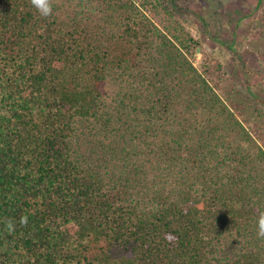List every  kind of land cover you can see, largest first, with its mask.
I'll list each match as a JSON object with an SVG mask.
<instances>
[{
    "label": "trees",
    "instance_id": "trees-1",
    "mask_svg": "<svg viewBox=\"0 0 264 264\" xmlns=\"http://www.w3.org/2000/svg\"><path fill=\"white\" fill-rule=\"evenodd\" d=\"M61 1L0 0V264H264V150L177 0Z\"/></svg>",
    "mask_w": 264,
    "mask_h": 264
},
{
    "label": "rangeland",
    "instance_id": "rangeland-1",
    "mask_svg": "<svg viewBox=\"0 0 264 264\" xmlns=\"http://www.w3.org/2000/svg\"><path fill=\"white\" fill-rule=\"evenodd\" d=\"M131 1L152 19L156 11L181 22L183 32L201 41L191 57L194 67L264 150V0H177L174 21L161 0Z\"/></svg>",
    "mask_w": 264,
    "mask_h": 264
},
{
    "label": "clouds",
    "instance_id": "clouds-1",
    "mask_svg": "<svg viewBox=\"0 0 264 264\" xmlns=\"http://www.w3.org/2000/svg\"><path fill=\"white\" fill-rule=\"evenodd\" d=\"M33 6L38 10L41 16L48 17L52 13L51 0H32ZM258 235L264 237V212H261L258 220Z\"/></svg>",
    "mask_w": 264,
    "mask_h": 264
}]
</instances>
